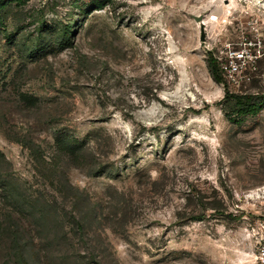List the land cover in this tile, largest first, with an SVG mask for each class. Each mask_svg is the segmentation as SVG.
Returning a JSON list of instances; mask_svg holds the SVG:
<instances>
[{
	"label": "rangeland",
	"instance_id": "rangeland-1",
	"mask_svg": "<svg viewBox=\"0 0 264 264\" xmlns=\"http://www.w3.org/2000/svg\"><path fill=\"white\" fill-rule=\"evenodd\" d=\"M263 3L0 0V264H260Z\"/></svg>",
	"mask_w": 264,
	"mask_h": 264
},
{
	"label": "built area",
	"instance_id": "built-area-1",
	"mask_svg": "<svg viewBox=\"0 0 264 264\" xmlns=\"http://www.w3.org/2000/svg\"><path fill=\"white\" fill-rule=\"evenodd\" d=\"M249 41L252 42V40ZM213 57L229 88L238 89L245 80L251 78L250 73L264 58V43L261 40L253 41L251 47L229 44L219 53H215ZM260 243L262 244V241ZM257 260L260 264H264V243L258 250Z\"/></svg>",
	"mask_w": 264,
	"mask_h": 264
},
{
	"label": "trees",
	"instance_id": "trees-1",
	"mask_svg": "<svg viewBox=\"0 0 264 264\" xmlns=\"http://www.w3.org/2000/svg\"><path fill=\"white\" fill-rule=\"evenodd\" d=\"M1 17V16H0ZM209 65L211 68V72H212V76L213 78L218 82V83H224V78L223 75L221 73V70L217 64V62L215 61V58L213 56H210L209 58ZM227 96H233L235 97L236 101L238 102V104H244L243 101L245 99L247 100H251L252 96L251 95H238V94H234V93H228L227 92Z\"/></svg>",
	"mask_w": 264,
	"mask_h": 264
},
{
	"label": "water",
	"instance_id": "water-1",
	"mask_svg": "<svg viewBox=\"0 0 264 264\" xmlns=\"http://www.w3.org/2000/svg\"><path fill=\"white\" fill-rule=\"evenodd\" d=\"M195 19H196L197 21H201V20H202V15H195ZM205 37H206L205 29H204V27L202 26V27H201V39L204 40Z\"/></svg>",
	"mask_w": 264,
	"mask_h": 264
},
{
	"label": "bare ground",
	"instance_id": "bare-ground-1",
	"mask_svg": "<svg viewBox=\"0 0 264 264\" xmlns=\"http://www.w3.org/2000/svg\"><path fill=\"white\" fill-rule=\"evenodd\" d=\"M259 3H261V0H257ZM264 4V3H263ZM185 73V72H184ZM186 77V76H185ZM185 77L183 78V80H182V84L184 83V79H185ZM180 88H181V86L178 88V91L177 92H179V91H181L180 90ZM183 94H188V95H191V96H193L194 95V93L192 92V91H186V92H184ZM153 107V106H152Z\"/></svg>",
	"mask_w": 264,
	"mask_h": 264
}]
</instances>
